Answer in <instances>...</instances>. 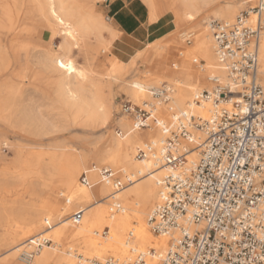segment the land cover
Masks as SVG:
<instances>
[{"label":"built area","instance_id":"1","mask_svg":"<svg viewBox=\"0 0 264 264\" xmlns=\"http://www.w3.org/2000/svg\"><path fill=\"white\" fill-rule=\"evenodd\" d=\"M263 15L264 0H255L236 19L209 23L227 80L214 76L211 91L195 94L194 102L211 103L208 117L187 109L172 111L164 120L155 102L121 101L133 129L155 126L163 134L160 142L147 141L136 148L139 159L167 167L159 181V202L149 216L152 231L170 237L161 264H264V83L259 72ZM149 92L159 103L172 101L173 89L166 81ZM194 151L199 157L190 161ZM92 172H97L96 182ZM80 180L88 187L106 183L116 191L133 182L110 165H93ZM83 214L77 210L73 220L79 222ZM50 243V238L36 235L19 258L30 263ZM92 264L147 261L140 253L124 261L93 259Z\"/></svg>","mask_w":264,"mask_h":264},{"label":"bare ground","instance_id":"2","mask_svg":"<svg viewBox=\"0 0 264 264\" xmlns=\"http://www.w3.org/2000/svg\"><path fill=\"white\" fill-rule=\"evenodd\" d=\"M100 1L34 0L35 4L39 6L42 15L54 30L53 37L50 36L49 40L43 39V42L47 49L55 51L61 66L59 67L58 65L63 76L59 83L61 102L76 115L85 112L94 121H101L104 124L112 123V117L118 112L119 116L115 123L123 133L118 135L111 133L110 141L105 149H90L88 153L67 148H54L53 150L41 148L40 151L36 150V152L29 150L24 156V171L21 174V180H25L22 177L26 178L28 176L30 169L33 167V161L38 164L46 160L50 168L51 183H53L51 185V193L54 194V199L48 201L47 206L60 202L54 185L58 181L62 182L64 186L59 191L61 196H65L75 202L91 204L88 208L90 211L84 218V225L80 223V225L69 226L66 222H62L61 226L54 228L52 232L48 231L51 232L58 244L62 243L65 245L75 239H80L82 247L85 248L84 253L88 255L84 260L92 262L94 257L106 260V258L111 256L119 261H124L131 259L133 253L135 255L142 253L145 255L147 264H161L164 253L170 244V237L154 233L151 226L149 227L148 215L150 216L153 208L159 202V181L166 174L167 167L162 166V164L157 163L153 159H139L136 157V148L137 144L145 140L160 142L163 139V134L155 126L147 130L143 128L133 129L129 122L131 115L123 111L121 104L116 108L117 103L114 99L105 97L104 88H111L115 84L121 90L126 91L131 101H143L144 103L145 90H150L151 84L149 81H161L159 71L162 70L163 51L178 41L173 39L165 45L155 44L152 48L151 59L146 63L140 61L146 56L145 49L148 47L139 50L129 61L121 60L111 54V51H108L110 55L106 58V61L109 62L110 67L100 66L103 70L101 73L103 79L101 83L97 84L95 82V71L76 67L69 54L74 47L79 48L80 45L86 43L90 33L99 35L100 47L102 46L103 50L112 49V40L117 38L118 33L116 29L105 23L101 15L96 13V4L100 3ZM150 1L152 7L151 19L155 22L160 17L161 7H158L157 0ZM210 1L222 3L214 9L215 15L219 18L229 21L233 20L238 14L237 7L234 4L235 0H203L204 4L202 5L199 4L198 0H181L184 7L182 16L187 22L195 20L202 7L209 5ZM252 16L255 18L254 15ZM28 32L31 35L41 34L39 31L29 30ZM106 32L110 38L106 37ZM191 34H195V43L188 50L186 58L187 60L195 61L197 57H201L205 60V63L201 64L202 68L200 69L194 66L188 72L191 76L184 77V79L180 77L175 79L176 84L174 87L171 85L175 94H172L170 103H173L179 111L189 109L197 116L208 117L211 103L209 101L194 102L195 94L202 91L198 82L200 72L205 69L210 71L211 74L208 79L211 88L214 86L211 80L212 77L218 76L222 81H226L227 75L219 66L214 49V40L209 28L206 26L203 30L195 31ZM2 38L1 36L0 67H6L10 60L7 50H5L7 46ZM55 38L61 39L60 44L56 47L53 46ZM171 64L177 69V71L173 72L183 73L185 71L182 64L178 62ZM92 65L90 66L92 67ZM167 67H170V64ZM138 70L140 73L137 72ZM96 71L99 70L97 69ZM259 72L264 80V35L260 42ZM91 86L95 88L96 92L90 97L87 92ZM207 90L211 91L212 89ZM234 92L232 91V93ZM230 97L238 98L239 95L231 94ZM157 103L156 111L159 112L162 119L168 120L171 115L169 111L171 107L166 103ZM198 157V151H194L189 155L190 161H194ZM95 162H100L102 165H110L122 171L124 176L132 177L133 182L118 191L114 190L111 185L102 182L95 184L93 187L84 185L80 181V174L95 165ZM34 166L36 165L34 164ZM90 176L94 182L99 178L97 172H92ZM98 197L100 199L92 203ZM43 220L48 221L49 217L34 218L32 225L26 228L23 227L22 232L26 240L11 249L14 254L17 253L16 251L21 252L29 247L28 240L40 230ZM101 233H103V236H101ZM37 235L43 234L39 232ZM55 248V245H45L36 253L31 262L26 264H51L54 262L55 256H58V261L54 262V264H76L72 256L64 257L55 251H51V249L55 250ZM14 254L0 264H13L15 262ZM84 260L78 261L77 264H86Z\"/></svg>","mask_w":264,"mask_h":264},{"label":"rangeland","instance_id":"3","mask_svg":"<svg viewBox=\"0 0 264 264\" xmlns=\"http://www.w3.org/2000/svg\"><path fill=\"white\" fill-rule=\"evenodd\" d=\"M112 1L114 0H110V2ZM139 1L148 6L150 21L153 22L151 19V1ZM157 1L161 2V12L158 19L162 17L164 23L168 22V24L165 30L150 35L145 42L123 36L113 25L111 13L108 11L109 0H101L100 3H97L96 13L103 17L106 24L116 29L118 33L117 40H112L111 50H103L102 46L100 47L99 35L90 33L86 43H84L87 45L82 44L84 46L74 47L69 54L76 67L84 70H94L95 82L99 84L103 79L101 76L103 70L100 66L110 67L109 62L106 61L110 53L121 60L129 61L139 50L148 47L145 49L146 56L140 61L146 63L151 59L152 48L155 44L165 45L168 41L176 39L178 42L163 51L162 70L159 71L161 81H149L151 84L149 88L160 86L165 81L174 87L176 84L175 79L179 77L184 79V77L191 76L188 72L194 66L197 69L202 68L201 64L205 63L203 58L197 57L195 61L186 58L188 50L195 43V34L191 33L203 30L207 26L213 38L209 23L212 20H225L214 13V9L222 3L210 1L209 5L202 7L195 20L187 22L182 16L184 7L181 0ZM254 1L235 0L234 4L237 7L238 14L234 19L242 12L249 10ZM198 2L201 5L204 4L203 0H198ZM252 15L251 13L250 16L253 19ZM29 30L39 31L41 34L31 35L28 32ZM53 32L50 23L42 15L34 0H0V37H3L2 39L7 46L5 50H7L10 60L6 67H0V263H3L14 254L11 249L15 245L26 240L22 232L23 227L26 228L32 225V221L37 217H49V220H43L40 230L32 235L33 237L41 232L43 236L51 239V243L47 244L48 246H56L55 250L51 249V251H55L64 257L72 256L76 264L88 257L84 253L85 248L82 247L80 239H75L65 245L58 244L51 232L54 228L61 226L62 222H66L69 226L80 225V223L84 225V218L89 213L88 208L91 204L75 202L61 196L59 191L64 186L62 182L58 181L54 185L60 202L47 206V202L54 199V194L51 193L53 183H51L50 168L47 161L44 160L38 163L39 166L36 164L37 162L33 161V167L30 169L28 176L26 178L22 177L25 180H21V174L24 171V156L29 150L36 152V150L40 151L41 148L46 150L67 148L83 153H88L90 149L103 150L110 141L111 133L118 135L119 131H122L115 123L119 116L118 112L112 117V123L104 124L101 121H94L85 112L76 115L61 102L59 84L63 77L59 68L61 66L55 51L47 49L43 42V39L49 40L50 36L53 37ZM105 35L110 38L107 32ZM190 35L191 37H189ZM188 38L191 39L190 42L187 40ZM121 41L128 44L127 47L130 48L126 51L127 54L123 53L125 50L121 47L123 44L120 45ZM53 42V46L56 47L60 44L61 39L55 38ZM174 62L182 64L185 71L183 73L173 72L177 71L176 67L171 64ZM169 64L170 67H167ZM97 69L99 71H96ZM58 70L60 71L59 74ZM137 72L140 73L139 70ZM210 74V71L206 69L200 72L198 82L202 90L212 89L208 79ZM260 79L264 83L261 74ZM113 85L111 88H104V95L107 98L114 99L117 108L123 99H130V97L125 90H121L115 84ZM94 89L91 86L88 90L87 93L90 97L95 94L96 90ZM145 93L144 100L155 102L156 107H158L157 100L151 96L147 89ZM133 102L139 105L143 103V101ZM166 104L173 107L172 110L169 108L170 112L177 111L173 103ZM156 113L160 116L158 111ZM129 122L132 126V117ZM143 129L147 130L149 128ZM147 141L150 140L144 142ZM95 165L102 164L95 162ZM17 172H19L18 175ZM99 199L100 197L94 199L92 203ZM79 209L83 210L84 214L79 222H75L73 214ZM101 236H103V233H101ZM16 252L13 264H26L19 258L20 251ZM134 256L135 253L131 258ZM57 258L58 256H55L54 262L58 261ZM94 259L105 261V259L101 260L96 257ZM84 261L86 264H92V262ZM54 262L51 264H54Z\"/></svg>","mask_w":264,"mask_h":264},{"label":"crops","instance_id":"4","mask_svg":"<svg viewBox=\"0 0 264 264\" xmlns=\"http://www.w3.org/2000/svg\"><path fill=\"white\" fill-rule=\"evenodd\" d=\"M157 4L159 7L161 2L157 1ZM108 11L111 13L113 25L120 32L122 31L123 36L141 42L147 41L150 35L165 30L168 24V22L164 23L162 17L155 22H151L148 6L139 0H114L109 3ZM120 43V45L123 44L121 47L125 50L123 53L127 54L126 51L130 49L127 47L128 44L124 41Z\"/></svg>","mask_w":264,"mask_h":264},{"label":"snow or ice","instance_id":"5","mask_svg":"<svg viewBox=\"0 0 264 264\" xmlns=\"http://www.w3.org/2000/svg\"><path fill=\"white\" fill-rule=\"evenodd\" d=\"M109 2H110V0H109ZM63 66V65H62Z\"/></svg>","mask_w":264,"mask_h":264}]
</instances>
